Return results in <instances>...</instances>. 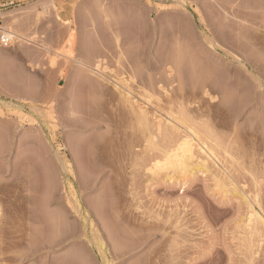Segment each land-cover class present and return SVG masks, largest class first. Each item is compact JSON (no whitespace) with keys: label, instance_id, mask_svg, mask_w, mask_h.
Segmentation results:
<instances>
[{"label":"rangeland","instance_id":"obj_1","mask_svg":"<svg viewBox=\"0 0 264 264\" xmlns=\"http://www.w3.org/2000/svg\"><path fill=\"white\" fill-rule=\"evenodd\" d=\"M0 15L23 37L0 41V264H264L249 228L264 218V0H0ZM124 86L165 124L178 113L179 139L137 124ZM190 127L211 171H156Z\"/></svg>","mask_w":264,"mask_h":264},{"label":"bare ground","instance_id":"obj_2","mask_svg":"<svg viewBox=\"0 0 264 264\" xmlns=\"http://www.w3.org/2000/svg\"><path fill=\"white\" fill-rule=\"evenodd\" d=\"M161 7H163V6H161ZM165 8V7H164ZM175 10V9H174ZM154 11V10H153ZM156 11V10H155ZM165 11H166V9H165ZM184 11V10H183ZM199 11V10H198ZM159 12H161V11H159V10H157V13H159ZM169 13H171V11H168ZM167 12V13H168ZM168 13V14H169ZM177 13H178V11H177ZM177 13H175V15H177ZM178 14H181V13H178ZM198 14H199V12H198ZM174 15V14H173ZM200 15V14H199ZM161 16V15H160ZM180 16V15H179ZM187 16V15H186ZM172 17V16H171ZM171 17H169L168 16V18H171ZM181 17V16H180ZM183 18V17H182ZM186 18V17H185ZM190 18V17H189ZM186 20H188V19H186ZM203 20H204V18H203ZM193 21V20H192ZM206 21V20H205ZM180 22V21H179ZM187 22V21H186ZM188 22H190V21H188ZM187 22V23H188ZM191 23V22H190ZM189 23V24H190ZM189 24H187V25H189ZM205 24V23H204ZM206 25V24H205ZM205 25H204V27H205ZM193 26V25H192ZM179 29V28H178ZM210 31V30H209ZM214 32V31H213ZM10 35H11V37H15V38H17V39H22L23 40V37H19V36H17L16 34H13V33H11V32H8ZM218 33V32H217ZM212 34V33H211ZM208 36V35H207ZM14 38V39H15ZM182 63V62H181ZM80 65V64H79ZM81 67H86V65H84V63H81ZM97 71V70H96ZM184 71V70H183ZM248 71V70H247ZM97 72H99V71H97ZM237 72H238V70H237ZM235 74V73H234ZM250 74V73H249ZM136 75V74H135ZM241 75V74H240ZM238 76H239V74H238ZM238 76H236V77H238ZM242 76V75H241ZM138 77V76H137ZM233 77V76H232ZM235 77V78H236ZM134 78V77H133ZM136 78V77H135ZM180 78V77H179ZM256 78V77H255ZM204 79V78H203ZM237 79V78H236ZM236 79H235V81H236ZM254 79V78H253ZM257 79V78H256ZM259 79V78H258ZM257 79V80H258ZM135 80V79H134ZM238 80L240 81V79H239V77H238ZM202 81V80H201ZM234 81V80H233ZM236 82H238V81H236ZM257 82V81H256ZM258 82H259V80H258ZM235 84V83H234ZM259 84V83H258ZM122 85V84H121ZM229 85V84H228ZM233 85V84H232ZM242 87V86H241ZM259 87V86H258ZM123 88H125V89H121L120 87L119 88H117V91H118V94L120 95H118L121 99L120 100H122L121 102H123L122 104H124L123 106H125L124 108L127 110L128 109V113L130 114V115H132L131 117H133L135 120L134 121H138L140 124L139 125H145V126H143L144 128H146V127H151L152 125L153 126H155V128L157 129V132L158 133H165L167 136H173V137H176L177 135H178V133L180 132V130H181V128H179L178 127V125L181 123L180 122V118H177L178 116H174L173 114H176V113H170L171 112V110L169 109V111L167 110V112H168V114L170 113V116L168 115L167 117H170L167 121V124H165L166 122L165 121H163V120H165V118H163V116L161 117V113H163V112H166V111H164L163 109V111L161 110V108L160 107H153V109H151L152 108V104L150 105V103H149V100H150V98L148 97V95L146 94H141V95H135V92L133 93L130 89H126V87L124 86ZM227 90V89H226ZM205 91V90H204ZM59 92V91H58ZM180 92V91H179ZM237 92V91H236ZM182 93V92H181ZM203 93H205V96H208L209 97V99H211V100H216L217 99V96H213L209 91H208V89H207V91H205V92H203ZM165 97L167 98V100H169L170 101V105L171 106H174L175 105V101H174V103L172 102L173 101V99H172V97H173V95L171 94V93H169V91H166L165 90ZM183 94V93H182ZM228 94V93H227ZM232 94V93H231ZM46 95V94H45ZM172 97H171V96ZM236 95V94H235ZM27 96V95H26ZM34 96V95H33ZM182 96V95H181ZM228 96V95H227ZM232 96V95H231ZM32 98V97H31ZM49 98V97H48ZM226 98H228V97H226ZM235 98V97H234ZM170 99H172V100H170ZM229 99H232V98H229ZM119 100V101H120ZM151 101V100H150ZM168 101V102H169ZM217 101V100H216ZM151 106V108H150V106ZM181 106V105H180ZM54 109V108H53ZM175 110V109H174ZM51 113H53V112H51ZM71 113H72V111H71ZM128 113H127V115H128ZM156 114H159V116H157ZM173 115V117H172V115ZM178 114V113H177ZM176 114V115H177ZM50 115H52V114H50ZM163 115H164V113H163ZM179 115V114H178ZM203 116V115H202ZM52 117V116H51ZM165 117V116H164ZM176 117V118H175ZM162 118H163V120H162ZM173 118V119H172ZM178 119H180L179 121H178ZM132 120V119H131ZM138 122H137V124H138ZM164 122V123H163ZM177 122H180V123H177ZM140 126V127H141ZM181 126V125H180ZM186 126V125H185ZM184 127V126H183ZM142 128V127H141ZM147 129H149V128H147ZM187 129V128H186ZM182 131V130H181ZM184 131V130H183ZM187 131H188V133H189V135H188V137H186V138H184L182 141H179L178 139H179V137L178 136H180V134L177 136L178 137V139H176V141H177V146L176 145H174L173 146V148L172 149H170L169 151H167V152H165V154H164V161H162V163H161V161L160 162H157V165H154L155 167H156V171H158V170H162L163 169V171L164 170H166V171H168V170H170V171H172V172H174L175 173V171H178V172H180L181 171V173H185V172H187V171H189L188 169H190L189 168V166H191V167H193V168H191L192 169V173H194L195 171H200V170H206V172L209 170V168L210 167H208L209 166V164H208V161H210V162H213L214 164H216L214 161V159H216V157H215V153H213V150L210 148V147H207L206 145H203L202 143L201 144H197L196 143V140H198L197 139V137L199 136L195 131L196 130H194V129H192V127H190V128H188L187 129ZM181 133V132H180ZM187 133V134H188ZM197 135H196V134ZM197 136V137H196ZM193 137V138H192ZM183 138V137H182ZM195 138V139H194ZM198 142L200 143L201 141H200V139L198 140ZM174 143H175V141H174ZM198 152H200L201 154H203V159L201 158V160H199V158L197 157V154H196V152L197 151ZM199 155V154H198ZM205 157V158H204ZM209 162V163H210ZM212 164V163H211ZM213 164V165H214ZM193 165V166H192ZM70 171V170H69ZM153 171V170H152ZM156 171H155V173H156ZM211 171V170H210ZM210 171H208V172H210ZM154 172V171H153ZM189 172H191V171H189ZM189 172H187V173H189ZM70 173V172H69ZM192 173H189L190 175H192ZM155 175V174H154ZM168 179L169 180H171L172 181V179H173V177H168ZM259 185V184H258ZM83 188V187H82ZM259 189V188H258ZM242 194V193H241ZM245 200H247L246 199V197L244 196L243 197ZM249 200V199H248ZM257 200V199H256ZM248 203H250L249 201H248ZM259 203V202H258ZM256 204H257V202H256ZM256 206V205H255ZM97 207H98V205H97ZM252 207V208H251ZM250 208H251V210H254V208H253V206H251ZM94 208V207H93ZM260 208H261V206H260ZM97 210V209H96ZM82 211V210H81ZM94 211V210H93ZM85 211H83V213H84ZM262 212V211H261ZM89 213V212H88ZM87 212H86V214L84 215V217H83V220H84V222L86 223V224H89L90 225V227H93L94 225V222H93V214H91L90 213V215L88 214ZM251 214V216L249 215V218H251V222H250V224H253V223H257L258 225L259 224H261L260 226H261V228H258V227H256V226H254V227H252V226H250L249 228H251V230H254L255 231V229H256V234L258 233V235L260 234V236H262L263 235V233H264V218H263V216H261V215H259L257 212H255V211H253V213L252 212H250ZM95 216V215H94ZM252 217H254L253 219H254V222L252 221L253 219H252ZM255 218L258 220V221H256L255 220ZM105 219V218H104ZM106 220V219H105ZM108 220V219H107ZM248 220H250V219H248ZM256 221V222H255ZM106 222V221H105ZM260 222V223H259ZM110 223H112V222H110ZM249 223V222H248ZM250 224H248V225H250ZM108 225V224H107ZM247 225V226H248ZM257 225V226H258ZM263 225V226H262ZM111 227V226H110ZM112 227H113V225H112ZM103 228H105L104 226H103ZM252 228H254V229H252ZM258 228V229H257ZM110 230V229H109ZM108 230V231H109ZM113 230V229H112ZM259 230V231H258ZM253 231V232H254ZM107 232V231H106ZM250 232V231H249ZM111 234V233H110ZM250 234V233H249ZM254 234H255V232H254ZM255 234V235H256ZM262 234V235H261ZM257 235V236H258ZM111 236V235H110ZM264 236V235H263ZM94 237V239H92V242H94V243H96V244H102V237L100 238V236L99 235H94L93 236ZM259 237V236H258ZM263 239H264V237H262ZM261 238V239H262ZM259 240H260V238H259ZM104 241V240H103ZM263 241V240H262ZM262 243V242H261ZM90 244V243H89ZM260 247V246H259Z\"/></svg>","mask_w":264,"mask_h":264},{"label":"built area","instance_id":"obj_3","mask_svg":"<svg viewBox=\"0 0 264 264\" xmlns=\"http://www.w3.org/2000/svg\"><path fill=\"white\" fill-rule=\"evenodd\" d=\"M1 24L2 20L0 15V41L4 46H9L15 41V39H13L11 35L2 28Z\"/></svg>","mask_w":264,"mask_h":264}]
</instances>
